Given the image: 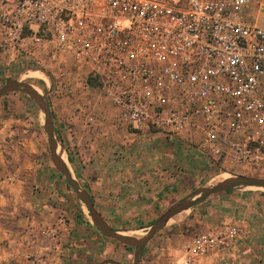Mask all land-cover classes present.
Wrapping results in <instances>:
<instances>
[{
	"label": "built area",
	"instance_id": "1",
	"mask_svg": "<svg viewBox=\"0 0 264 264\" xmlns=\"http://www.w3.org/2000/svg\"><path fill=\"white\" fill-rule=\"evenodd\" d=\"M256 6L264 18V0H0V40L13 53L29 43L50 58L73 57L135 131L189 140L221 165L263 173ZM44 234L54 238L57 228ZM239 234L211 227L170 264H196Z\"/></svg>",
	"mask_w": 264,
	"mask_h": 264
},
{
	"label": "crops",
	"instance_id": "2",
	"mask_svg": "<svg viewBox=\"0 0 264 264\" xmlns=\"http://www.w3.org/2000/svg\"><path fill=\"white\" fill-rule=\"evenodd\" d=\"M32 47L26 49L34 56ZM36 106L20 90L0 98V264H134L137 247L105 236L54 164ZM102 119L109 126L99 132L76 115L53 121L73 177L122 234L145 235L166 210L210 184L213 172L241 168L221 165L196 146L178 148L180 138L162 132L131 133L110 102ZM218 225L240 234L196 264H264V192L236 189L213 193L173 218L147 242L138 264L180 260L196 234ZM50 226L57 228L54 238L44 234Z\"/></svg>",
	"mask_w": 264,
	"mask_h": 264
},
{
	"label": "rangeland",
	"instance_id": "3",
	"mask_svg": "<svg viewBox=\"0 0 264 264\" xmlns=\"http://www.w3.org/2000/svg\"><path fill=\"white\" fill-rule=\"evenodd\" d=\"M252 14H254L253 21L258 20L260 24L264 25V18L260 17L257 6ZM35 52L36 55L34 56L28 54L26 50L13 53L0 43V80L4 82L3 85L14 78L30 82L46 96L55 120H65L64 122L67 123L76 115L91 129L95 128L94 130L97 132L101 131L102 128L105 130L109 124L105 121L107 119L103 120L102 117L109 118V101L98 84L91 78L87 67L79 64L71 56L50 58L49 55L40 50ZM31 71L41 72L42 75L41 77L32 75ZM35 113L40 114L41 119L45 116L38 106H36ZM116 114L118 116L117 111ZM129 131L131 133L135 132L131 127H129ZM183 140L182 138L178 140V148L183 146L182 142L186 144V148L196 146L189 140ZM232 172L227 173L228 177L243 175L264 178V172L258 173L242 168L234 169ZM222 174L226 173L215 171L207 179H210L211 184L223 179ZM236 190H259L264 192L262 187H246ZM83 206L86 207L84 203ZM86 210L88 211L87 207Z\"/></svg>",
	"mask_w": 264,
	"mask_h": 264
},
{
	"label": "water",
	"instance_id": "4",
	"mask_svg": "<svg viewBox=\"0 0 264 264\" xmlns=\"http://www.w3.org/2000/svg\"><path fill=\"white\" fill-rule=\"evenodd\" d=\"M24 91L30 98L35 101L45 115V129L49 137L52 159L56 167L65 174L67 181L77 192L78 197L88 208L93 222L99 227L101 232L110 238H113L123 244L137 247L134 264H138L142 251L147 242L164 226H166L174 217L180 213L190 209L199 202L204 201L211 194L225 191L229 189H238L246 187H262L264 188V178L256 176L235 175L223 178L217 182L206 184L195 191L188 197L180 200L176 205L166 210L157 221L150 227L148 232L143 236H133L122 234L113 230L107 222L102 218L100 213L94 207L91 197L81 184L73 177L65 160L62 157L63 148L58 152V140L55 134V125L49 102L44 94H42L33 84L19 79H11L2 88H0V98L11 91Z\"/></svg>",
	"mask_w": 264,
	"mask_h": 264
},
{
	"label": "bare ground",
	"instance_id": "5",
	"mask_svg": "<svg viewBox=\"0 0 264 264\" xmlns=\"http://www.w3.org/2000/svg\"><path fill=\"white\" fill-rule=\"evenodd\" d=\"M31 74H32V75H39L40 77H41V75H42L41 72H36V71H31ZM20 77H23V76H20ZM42 78H43V77H42ZM43 79H44V78H43ZM221 177H222V178H226V177H228V174H227V173L224 174V175L222 174Z\"/></svg>",
	"mask_w": 264,
	"mask_h": 264
},
{
	"label": "trees",
	"instance_id": "6",
	"mask_svg": "<svg viewBox=\"0 0 264 264\" xmlns=\"http://www.w3.org/2000/svg\"><path fill=\"white\" fill-rule=\"evenodd\" d=\"M91 76V78L94 80V82L96 83V84H98V86H99V81L93 76V75H90Z\"/></svg>",
	"mask_w": 264,
	"mask_h": 264
}]
</instances>
